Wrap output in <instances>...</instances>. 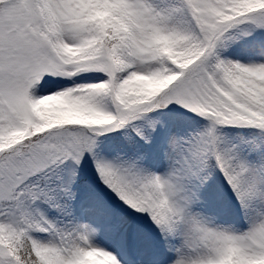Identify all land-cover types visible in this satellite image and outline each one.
Instances as JSON below:
<instances>
[{
	"label": "snow or ice",
	"instance_id": "6c2138e0",
	"mask_svg": "<svg viewBox=\"0 0 264 264\" xmlns=\"http://www.w3.org/2000/svg\"><path fill=\"white\" fill-rule=\"evenodd\" d=\"M0 264H264V0H0Z\"/></svg>",
	"mask_w": 264,
	"mask_h": 264
}]
</instances>
